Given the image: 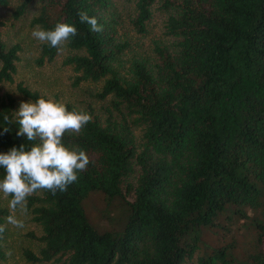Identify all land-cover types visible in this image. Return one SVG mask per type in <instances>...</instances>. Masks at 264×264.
Here are the masks:
<instances>
[{
    "label": "trees",
    "instance_id": "16d2710c",
    "mask_svg": "<svg viewBox=\"0 0 264 264\" xmlns=\"http://www.w3.org/2000/svg\"><path fill=\"white\" fill-rule=\"evenodd\" d=\"M123 1L134 4L136 32L146 31L154 9L164 12L163 40L153 55L131 60L125 73L120 58L128 41L118 33L113 0H19L13 11L17 18L37 6L32 23L43 30L61 22L77 26L62 62L72 66L75 84L101 81L80 107L15 81L21 47L6 44L0 20V87L15 82L32 102L51 98L93 117L81 133L64 136L68 147L86 151L92 161L78 181L66 192L28 198L41 233L36 251L24 248L25 259L264 264V0ZM81 11L97 17L103 31L80 23ZM58 51L40 42L36 63L52 61ZM16 112L15 96L0 94V152L39 142L17 136ZM5 174L0 168V179ZM92 191L126 204L121 229L101 231L90 221L84 199ZM10 214L0 201V225ZM233 224L252 230L240 258L234 238L204 239L208 232L224 237Z\"/></svg>",
    "mask_w": 264,
    "mask_h": 264
},
{
    "label": "rangeland",
    "instance_id": "374dc122",
    "mask_svg": "<svg viewBox=\"0 0 264 264\" xmlns=\"http://www.w3.org/2000/svg\"><path fill=\"white\" fill-rule=\"evenodd\" d=\"M115 2V14L118 18V33L121 38L128 41L127 48L121 55L120 70L125 73L134 58L145 59L154 54L153 46L156 42L163 40L162 24L164 12L160 9H154L151 18L147 21L145 32H136L130 23L133 16L134 4L132 1L113 0ZM19 0H8L7 4H0V20L3 21L1 34L7 45L18 42L21 49L18 52L16 62L17 71L14 75L15 81H22L32 89H38L40 92L52 98H58L80 107L83 100L88 99V89L95 90L101 84V81H81L74 83V70L69 64H63V58L71 52L67 46H63L58 51L57 56L49 62L42 65L36 63V57L39 53L40 42L32 37L31 33L38 25L32 23V18L37 13V6L25 11L22 15L15 18L13 11ZM6 91L12 93L16 98L17 110L22 102H32L30 99L22 96L15 89V82H3L0 87V94ZM10 196L5 198L0 193L1 204L8 207ZM84 206L90 218V221L98 230H117L121 229L125 222L127 212L126 204L120 199L107 200L100 191H92L84 199ZM9 208V207H8ZM10 210V209H9ZM11 214L16 215L18 219L24 221V228L20 229L7 223L5 217L6 232L3 238L6 256L0 261V264H55L52 262H32L25 259L23 255L24 248H30L36 251L40 245L36 236L41 233L40 226L30 218V212L22 213L19 209ZM240 225V226H239ZM233 224L231 232L225 233L224 237H219L211 232L205 233L204 239L211 244H217L222 238L230 240L234 238L235 245L233 251L237 257L243 254L245 246L252 236V230L245 228L241 224ZM220 230V229H219ZM222 233L223 230L221 229ZM234 233V234H232ZM264 247V246H263Z\"/></svg>",
    "mask_w": 264,
    "mask_h": 264
},
{
    "label": "clouds",
    "instance_id": "9594fccd",
    "mask_svg": "<svg viewBox=\"0 0 264 264\" xmlns=\"http://www.w3.org/2000/svg\"><path fill=\"white\" fill-rule=\"evenodd\" d=\"M80 23L90 25L93 32H102L103 25L95 16L86 11L79 14ZM41 43H48L61 50L73 37L78 35L75 24L57 23L53 30H43L39 26L31 33ZM19 131L17 136H26L28 141H39L30 149L21 145L12 147L7 152H0V168L5 175L0 179V193L5 198L11 197L9 209L14 213L27 212L28 198L40 191L66 192L69 185L79 179V173L85 171L90 163L86 151L68 147L64 136L79 134L93 120L86 111L69 110L61 101L41 97L35 102H22L16 112ZM9 121V117H4ZM10 122V121H9ZM10 128H4L9 131ZM7 223L17 228H24V221L10 214ZM6 228L0 225V237Z\"/></svg>",
    "mask_w": 264,
    "mask_h": 264
}]
</instances>
